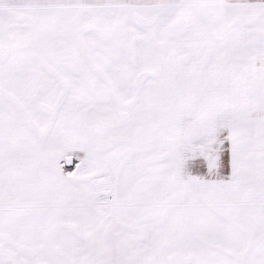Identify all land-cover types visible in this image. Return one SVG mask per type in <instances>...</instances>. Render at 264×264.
<instances>
[{"label": "snow or ice", "instance_id": "snow-or-ice-1", "mask_svg": "<svg viewBox=\"0 0 264 264\" xmlns=\"http://www.w3.org/2000/svg\"><path fill=\"white\" fill-rule=\"evenodd\" d=\"M0 264H264V0H0Z\"/></svg>", "mask_w": 264, "mask_h": 264}]
</instances>
